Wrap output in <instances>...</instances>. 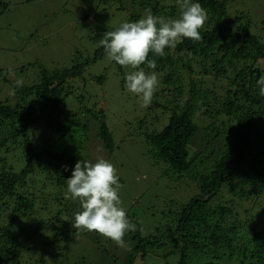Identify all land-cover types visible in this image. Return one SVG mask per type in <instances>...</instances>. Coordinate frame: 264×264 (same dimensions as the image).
Listing matches in <instances>:
<instances>
[{"label": "trees", "instance_id": "1", "mask_svg": "<svg viewBox=\"0 0 264 264\" xmlns=\"http://www.w3.org/2000/svg\"><path fill=\"white\" fill-rule=\"evenodd\" d=\"M104 1L112 13H123L124 4L136 8L123 13L116 25L104 24V33L135 22L146 10V15L164 13L169 19L179 18L181 12L177 0ZM193 2L208 15L200 30L202 40L183 39L176 48H166L163 57L149 53L155 69L141 65L148 73L155 71L159 80L148 112L160 108L168 121L155 130L143 129L140 121L139 132L153 160L163 161L178 177L193 178V196L173 203L170 220L150 228V234L139 224L136 231L127 232L128 253L122 260L119 255L107 259L105 242L112 240L72 226L82 208L79 200L66 198V180L77 161L95 163L103 151L115 149L116 140L105 109L96 103L84 106L79 95L73 97L76 111L60 106L73 94V83L84 68L105 50L100 45L92 57L75 56L69 67L40 66L35 82L16 88L10 81L11 102L0 100V264H72L76 259L80 264L83 258H71L69 245L74 236L87 234L102 243L99 262L107 264H147L149 254L157 255L167 245L171 248L163 253L165 264H171L172 254L176 264H264V205L255 195L264 194V96L257 86L264 75V43L241 17L227 14L226 0ZM98 12L103 15L100 8ZM114 65L125 86L126 74L133 69ZM104 78L96 77L100 83ZM216 81L222 83L217 88ZM205 119L207 125L198 123ZM33 126L41 129L39 145L31 138ZM191 144L198 149L191 151ZM91 149L97 158L91 157ZM198 159L204 160L200 174L192 167Z\"/></svg>", "mask_w": 264, "mask_h": 264}, {"label": "rangeland", "instance_id": "2", "mask_svg": "<svg viewBox=\"0 0 264 264\" xmlns=\"http://www.w3.org/2000/svg\"><path fill=\"white\" fill-rule=\"evenodd\" d=\"M101 6L106 13L101 10ZM105 6H109V3L104 0H3L0 5V100L12 97L10 81L22 80L24 84L35 82L40 66L47 69L69 67L75 56L80 57L79 60L92 57L100 46L99 40L104 34L103 25H116L125 17L124 14L136 10L124 4V14L116 10L112 13ZM99 8L102 16L98 12ZM179 10L178 5L177 11ZM225 11L230 17H241V22H247L250 32L264 43V0H226ZM147 12L149 11H143V14L146 15ZM161 15L166 17L164 13ZM261 66L264 68V61ZM102 74L105 78L100 83L96 77ZM221 84L216 81L214 87ZM73 87V94L60 106L76 111L78 102L73 97L80 95L82 105L91 107L96 103L98 107L105 109L106 122L112 130L116 147L112 152L103 151L100 158L111 162L117 170L121 185V206L127 214L134 216H130L129 220L143 226L145 233L150 234V228L170 220L173 203L186 201L197 190L193 178L188 174L178 177L163 161L153 160L146 152L144 137L139 133L140 121L144 123L143 129L146 126L149 129H160L168 121V114L160 108L149 113V106L142 107L139 98L121 83L114 62L106 54L84 68ZM152 100L154 102L155 97ZM8 101L11 102L10 99ZM156 116L163 117L158 120ZM198 123L205 126L208 122L205 119ZM201 129L203 128L200 127L199 131ZM30 132L34 142L38 145L42 143L39 138L40 128L33 126ZM3 134V129L0 128V141ZM193 144L197 142L193 141ZM193 144L189 149L196 151L198 148ZM198 144L202 145V142L199 141ZM90 151L91 157L97 158L96 152L92 149ZM202 163L204 160L198 159L192 166L193 172L202 173ZM255 195L264 205V194L256 192ZM234 210H239V207L235 205ZM101 244L96 241L95 235H76L70 242L69 254L73 259L77 257L78 261L83 258L80 264H107V260L99 262L102 259L98 253ZM129 248L105 242L107 259H115L119 255L122 260ZM169 248V245L163 246L159 254H149L146 263L165 264L163 253ZM168 258L171 264H176L175 254ZM138 261L134 264H143ZM70 262L79 264L77 259ZM110 262L108 260V264H112Z\"/></svg>", "mask_w": 264, "mask_h": 264}, {"label": "clouds", "instance_id": "3", "mask_svg": "<svg viewBox=\"0 0 264 264\" xmlns=\"http://www.w3.org/2000/svg\"><path fill=\"white\" fill-rule=\"evenodd\" d=\"M181 10L179 18L169 19L151 13L135 22H123L113 31H106L99 40L109 60L133 71L126 74V89L137 96L142 107L151 104L159 80L155 71V59L149 53L165 56V49H174L183 39L194 42L202 40L200 30L207 20V12L193 0H177ZM15 81V87L22 86ZM259 94L264 96V75L257 80ZM65 170H67L65 168ZM66 198L79 200L82 210L74 214L75 229L96 232L112 240L118 247L126 248L125 234L136 231L137 225L130 222L126 210L121 206V188L115 166L104 158L95 163L79 160L67 180ZM208 196H206L207 198Z\"/></svg>", "mask_w": 264, "mask_h": 264}]
</instances>
